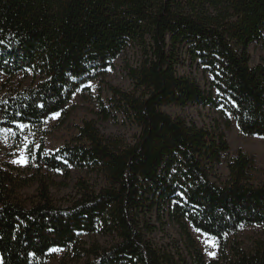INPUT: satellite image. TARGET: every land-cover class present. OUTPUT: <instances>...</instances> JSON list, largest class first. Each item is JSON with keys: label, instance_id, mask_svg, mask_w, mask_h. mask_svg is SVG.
Returning a JSON list of instances; mask_svg holds the SVG:
<instances>
[{"label": "trees", "instance_id": "16d2710c", "mask_svg": "<svg viewBox=\"0 0 264 264\" xmlns=\"http://www.w3.org/2000/svg\"><path fill=\"white\" fill-rule=\"evenodd\" d=\"M258 43L264 0H0V75L21 78L0 96V129L66 120L77 92L125 52L137 55L131 89L108 86L111 112L100 114L134 126L132 142L84 122L57 151L38 145L31 178L0 167L1 264H45L55 249L72 264H207L190 228L217 239L210 264H264V240H230L264 227L254 162L238 152L225 180L217 170L229 151L222 126L264 138V59L250 66L248 52ZM192 107L216 118L198 125L164 111ZM72 172L101 183L78 181L54 200L47 174ZM30 183L26 206L15 194Z\"/></svg>", "mask_w": 264, "mask_h": 264}, {"label": "rangeland", "instance_id": "374dc122", "mask_svg": "<svg viewBox=\"0 0 264 264\" xmlns=\"http://www.w3.org/2000/svg\"><path fill=\"white\" fill-rule=\"evenodd\" d=\"M251 58L250 66L257 65L261 59H264V48L258 43L251 45L248 48ZM137 61V55L134 52L127 51L118 57L112 64V67L107 70L104 79L101 81L91 82L86 85V89L77 92L71 99L70 108L67 119H63L59 114L50 116L42 123L34 126H17L16 130L0 129V167L6 169V165L13 169V174H20V178L29 179L33 171L30 170V161L33 151L42 144L47 153H53L65 144L70 143L77 136V129L84 122H93L97 130L104 138H117L125 142H132L137 135V129L127 122H124L120 117L116 116V121L103 120L101 108L111 112L109 107L110 94L108 86L129 91L131 89L130 80L128 78V70L133 67ZM21 80L20 77L8 83L5 76L0 75V96L8 86H15ZM7 87H3V86ZM164 111L171 116H183L187 120H193L198 125L210 124V121L216 118L207 110L197 108H187L180 111L175 108H164ZM113 112V110H112ZM234 122L228 129L222 126L225 134V139L229 146V151L223 156L221 164L217 168L218 176L222 181L227 177V162L232 159L235 154L241 152L251 158L254 162V169L251 172L252 181L255 184L264 183V138L246 137L240 134ZM25 158V163H13ZM86 172H72L69 177L65 178L62 174H47L46 178L53 182L51 194L54 200L60 201L67 198L73 193L78 181L89 180L100 185L101 180L90 177ZM36 193V185L31 183L16 191L15 197L18 202L24 205H29L31 199ZM195 243L200 249L204 260L207 264L217 261L218 259V241L212 236L205 235L197 230L190 228L189 230ZM173 238H177L176 235ZM235 239L244 248H248L258 240H264V227H242L235 236L230 237V240ZM84 240H98L103 242V239L96 237L84 238ZM215 240V247H209L206 241ZM215 253L210 256L208 253ZM45 264H72V257L68 252L63 250H52ZM1 264V262H0Z\"/></svg>", "mask_w": 264, "mask_h": 264}, {"label": "snow or ice", "instance_id": "6c2138e0", "mask_svg": "<svg viewBox=\"0 0 264 264\" xmlns=\"http://www.w3.org/2000/svg\"><path fill=\"white\" fill-rule=\"evenodd\" d=\"M55 115V114H54ZM26 162V160H25V158H23V157H21L20 159H18V160H16V161H13V163H25ZM206 243H208L209 244V247H215L216 245H215V240H211V241H206ZM210 256H214L215 255V253H213V252H209L208 253Z\"/></svg>", "mask_w": 264, "mask_h": 264}]
</instances>
